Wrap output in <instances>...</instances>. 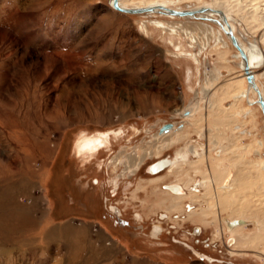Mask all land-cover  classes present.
<instances>
[{"label": "rangeland", "instance_id": "1", "mask_svg": "<svg viewBox=\"0 0 264 264\" xmlns=\"http://www.w3.org/2000/svg\"><path fill=\"white\" fill-rule=\"evenodd\" d=\"M240 3L227 14L234 32L264 53V0ZM218 29L123 13L110 0H0V264H264V227L247 221L228 233L223 222L264 218V122L256 94L219 108L205 98L241 73ZM252 71L264 94V56ZM166 122L174 127L158 134ZM168 133L180 140L164 147ZM128 155L145 157L137 170ZM232 178L246 185L227 187ZM172 184L186 194L176 210Z\"/></svg>", "mask_w": 264, "mask_h": 264}, {"label": "bare ground", "instance_id": "2", "mask_svg": "<svg viewBox=\"0 0 264 264\" xmlns=\"http://www.w3.org/2000/svg\"><path fill=\"white\" fill-rule=\"evenodd\" d=\"M111 1L112 0H110V5H111ZM177 1H181V0H117V4H118L119 7L124 8V9L125 8L141 9V8H147V7H152L153 8V10L151 12H139V13H134V14L158 13V14L166 15L167 17H172V18L174 16L175 17H190V18H193V19H200V20H205V21H208V22H212V23H214V24H216L218 26V28H219L218 30H220L221 32L224 33V35H226L227 40H228V42L230 44H231V42H230V40H229V38L227 36V32L226 31H229V30L232 31L233 35L237 39L238 44L240 45V47L242 48V50L244 51V53L246 55L247 65H248V71H249L250 74H252L253 83L255 84L256 88L260 91L262 100L264 102V94L258 88V86L256 84V80H255V75H254V73L252 71V69H254L255 67L261 66L264 53H262V51H260L259 48H258V46L255 45V44H254V47L255 48H253V47L248 48V49L244 48V46L242 45V43L238 39L237 35L235 34L234 29L232 27V23H230L229 17L227 16V14H230L231 13V10L233 8H235L236 11H238V5L241 4L240 3V0L239 1L238 0H212L211 3H203L200 6H194V7L187 8V9L186 8L185 9H174V8H170L169 7L170 4L175 5L177 3ZM182 1H187V0H182ZM260 2H261V0H260ZM241 5L242 6H241L240 10L243 7V4H241ZM163 8H170V9H174V10H191V11L200 10L201 8H203L205 10L203 12H200V11L197 12L196 11L195 13H193L190 16H187V15L186 16H177V15H171V14L166 13V11H164ZM254 12H255V10H254ZM255 14H256V12H255ZM197 15L212 16V18H209V17L207 18V17H203V16L200 17V16H197ZM257 17H258V15H257ZM260 19L262 20V18H260ZM261 22H263V20ZM198 25H199V23H198ZM262 25H264V24H262ZM199 26L200 27H198V28L201 29L202 31H207L208 33L211 31V27L210 26H207V25L206 26L205 25H199ZM192 29H193V27L191 28V30ZM217 42H223V44L224 43H227L226 40L221 35H219V37L217 38ZM232 47L234 48L233 45H232ZM236 52H237V50H236ZM249 55L251 57V63H250V60H249ZM237 56H238L237 58L239 60L238 66H239V68L241 70L240 71L241 73H239L238 79H236V78L226 79V80L218 83V85L216 84V87H215L216 89L214 91H210V88H209L208 89L209 92H207V94H205L206 95L205 98L207 99L208 104L211 105V106H213V108H214V106H217V108H219L218 104L220 102H223L224 100H227L229 97H232V96H234V97L235 96H238L239 98H242V97H244L243 96L244 94H247V93H250V92L253 95L256 94L255 91H254V89L252 88V86L250 84H248V83H247V89L245 91L242 90V86H241L242 84L241 83H243V81H246V79H245V76H244V73H243V67H242L243 66V62L241 61V58L239 57L238 52H237ZM253 62L255 63L254 65H253ZM235 100H236V97H235L234 101ZM234 101L231 104V107L234 105ZM250 102H252V101H250ZM197 103L198 102H195L194 104L196 105ZM254 103H256V99H255ZM223 110L224 111H222V110L219 111L218 110L219 112L216 111V110H212V112H213V114H215L216 116H218L219 113L225 112L228 109H226V110L223 109ZM184 112H186V113H184ZM184 112H183L182 116H186V115L190 116L189 110H185ZM170 123L172 124V127L171 128H169V129H167L165 131H162V132H159L158 131V134L161 135L162 133L168 132L170 129H172L174 127V124L172 122H170ZM172 132L175 134V132H177V130H173ZM176 135H177V133H176ZM178 138H180V137L177 135L176 136V139H173L171 136H169V133H168V135L165 136L163 139L161 138V140L162 141L164 140V145L163 146L166 147V146H169V145L175 143L176 141L180 140ZM192 151L195 152L194 149H192ZM144 159H145V157L143 156L141 159H139V160L137 159V161H135V157H131V155L130 156L128 155V157H127V160L128 161L126 162V164L128 163V167L129 168L133 167L132 169H134L133 171H135V170H137L139 168V166L142 164V162H143ZM166 164H167V162L166 161H162V160H160V161H154L153 163H151V167H153L155 169V171L153 173L158 172L161 169H163L166 166ZM260 176H261V179L260 180L261 181L264 180L261 173L259 174V177ZM224 177L223 178L221 177L222 180L224 179ZM237 181H240V179L237 180L235 178H232L231 181L228 183L227 187H233L236 184ZM92 183L94 185L97 184V179H94ZM200 185L201 186H205V188H206L208 186V180L207 181H205V180L204 181H201L200 182ZM240 185H242V186L246 185V181L241 180L240 181ZM165 188H167V189L171 190L172 192H174L172 194L173 197H171V201H170V204L168 206H169V209L170 210H174V209L176 210V208L178 207V205L181 202L182 197L186 196V194H183V192L181 191V187L179 185H177V184L166 185ZM193 188L188 190V192H189L188 194L191 195ZM220 190L222 191V194H217L218 195L217 198H219L217 200L220 201V205L221 204L228 205V200H229L228 199V195H227L228 188H221ZM180 194H182V195H180ZM232 205H234V204H232ZM221 206H223V205H221ZM230 207H231V204H230ZM241 209L242 208L239 209V207H238V209H237L238 212ZM207 210H209L208 207L207 208H201L199 212L194 211V210H190L189 215L192 216V214L199 213L202 216H206L207 215ZM261 213L262 212H260V211L259 212L258 211L257 212H254L253 211L252 214H251V216H254L256 218L254 220H249L248 217L247 218H236V219H227L226 218V219L223 220V222L226 225L227 232H229V233L230 232L233 233L235 229H241L245 225V223L247 221L253 222V224H256V225H260L261 224V226L264 227V218H263V215ZM253 237H254L253 240L257 239V235L256 236H253Z\"/></svg>", "mask_w": 264, "mask_h": 264}, {"label": "water", "instance_id": "3", "mask_svg": "<svg viewBox=\"0 0 264 264\" xmlns=\"http://www.w3.org/2000/svg\"><path fill=\"white\" fill-rule=\"evenodd\" d=\"M111 5L115 10H118L120 12H124V13H128V14H134V13H139V12H151L153 10L152 7H147V8H141V9H132V8H121L118 6L117 4V0H112L111 1ZM164 11H166V13L171 14V15H177V16H190L193 13H195L196 11H200L203 12L205 9L201 8L200 10H195V11H191V10H174V9H170V8H163ZM227 32V36L231 42V44L234 46V48L237 50L239 57L241 58V61L243 62V73L246 79V82L248 84H250L252 86V88L254 89L255 93H256V103L259 105V109H260V113L261 116L263 118V122H264V102L262 100L261 97V93L260 91L256 88L255 84L253 83V77L252 74L249 73L248 71V65H247V58L246 55L244 53V51L242 50V48L240 47V45L237 42L236 37L233 35L232 31H226ZM172 127V124L170 122H166L164 124H162L159 128L158 131L162 132L165 131L169 128Z\"/></svg>", "mask_w": 264, "mask_h": 264}, {"label": "flooded vegetation", "instance_id": "4", "mask_svg": "<svg viewBox=\"0 0 264 264\" xmlns=\"http://www.w3.org/2000/svg\"><path fill=\"white\" fill-rule=\"evenodd\" d=\"M102 140L101 138H98L96 140H89V141H84L81 146L79 147V150L84 152V151H87L89 148H92V147H95L98 145L100 146V144L102 145ZM143 163V162H142ZM169 167V166H168ZM147 171L149 173H153L155 171V169L153 167H151V163L148 165V168H147ZM113 190H112V196H115L116 193H117V189H118V184H116L115 186H113ZM173 194V193H172ZM184 194V193H183ZM181 195V194H180ZM110 210L117 216H120L121 214V210L119 207L117 206H114L113 204H111L109 206ZM123 224H127L126 221H123ZM229 233V232H228Z\"/></svg>", "mask_w": 264, "mask_h": 264}]
</instances>
